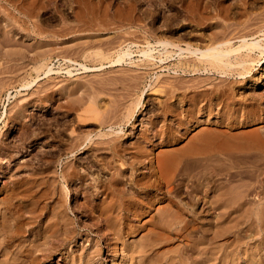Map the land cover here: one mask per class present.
<instances>
[{
    "label": "rangeland",
    "instance_id": "obj_1",
    "mask_svg": "<svg viewBox=\"0 0 264 264\" xmlns=\"http://www.w3.org/2000/svg\"><path fill=\"white\" fill-rule=\"evenodd\" d=\"M0 4V201L29 191L36 200L29 208L39 215L31 221H44L26 239L23 233L3 246L0 264L13 263L7 258L16 242L28 243L46 227L52 231L58 221H76L75 237L66 243L61 237H47L43 251L31 253V264H122L120 241L106 238L97 209H83L87 195L81 189L95 177L114 174L117 169L110 167L111 162L117 161L119 167L133 144L145 148L154 162L166 161L167 168L162 164L161 169L168 182L163 186L172 192L171 199L157 203L141 218L161 225L154 226L161 239L151 236L154 242L159 240L154 244L156 255L152 254L155 262L151 256H138L134 263L264 264V119L254 120L264 113V50L241 48L235 66L216 63V70L211 62L184 51L188 46L205 49L227 37H235L233 47L246 37L259 39L264 48V0H0ZM161 39L177 46L162 50L157 43ZM148 44L153 60L142 55ZM121 50L130 51L131 58L116 62ZM159 56L166 57L164 63L157 61ZM48 67L51 72L46 74ZM246 116L253 121L241 125L239 119ZM231 117L236 122H230ZM193 119L199 120L197 124L190 122ZM249 131L253 134L247 136ZM77 139L84 142L76 149ZM109 143L120 145V157L109 154ZM199 146L206 153L201 154ZM192 147L199 153L193 154ZM168 156H176L172 169ZM196 156L203 167L217 166L203 169L193 159ZM203 156H208L205 161ZM146 166L137 165L136 171L146 173ZM213 167L220 170L212 171ZM76 172L86 174V180H76ZM195 183L202 185L200 192ZM201 194L203 200L196 201ZM99 197L97 202L104 195ZM183 203L190 211L178 219L192 222L179 230L175 220L176 224L170 222L171 215L159 210H174ZM54 210L65 212L61 216L65 220ZM145 233L146 229L125 237L126 244L143 243Z\"/></svg>",
    "mask_w": 264,
    "mask_h": 264
},
{
    "label": "bare ground",
    "instance_id": "obj_2",
    "mask_svg": "<svg viewBox=\"0 0 264 264\" xmlns=\"http://www.w3.org/2000/svg\"><path fill=\"white\" fill-rule=\"evenodd\" d=\"M90 2V1H89ZM19 3V2H18ZM17 3V4H18ZM24 3V2H23ZM77 4V3H76ZM99 4V3H98ZM1 5V4H0ZM22 8V7H21ZM95 9V8H94ZM81 10V9H80ZM82 11V10H81ZM30 13V12H29ZM78 16V15H77ZM98 18V17H97ZM19 19V18H18ZM83 20V19H82ZM4 21V20H3ZM1 22V21H0ZM2 24V23H1ZM1 26V25H0ZM221 27V26H220ZM105 28V27H104ZM224 29V28H223ZM224 31V30H223ZM227 35V34H226ZM213 36V35H212ZM220 37H221V35H220ZM233 38H235V37H233ZM232 38V39H233ZM179 39V38H178ZM226 38H224V40L223 41H218V43H215V42H213V43H215L216 45H212V46H206L207 48H205V49H200V48H197V47H190V46H188V47H184V49H186V50H184L183 49V47H178V50H180L179 52H183V50L184 51H188V53L187 54H189L190 56L189 57H192V56H194L193 58H197V60L199 59V60H206V61H208V62H211V68H214V70H216V69H219V67L217 68L216 67V63L218 64V63H223V64H225V65H234L235 66V60L237 59V63H238V58H239V53H238V51L241 49V48H246V50H249V51H251V50H254V49H258V48H261V49H263L264 50V48H262L263 46L262 45H260V40L258 39V40H256L255 39V41H253V40H251V41H249V39L247 40L246 39V37L244 38H240L241 39V44H239L238 46H236V47H233V43L231 42V40L227 37V39L225 40ZM233 41V40H232ZM2 42V41H1ZM157 43H159L161 46H162V50L163 49H166V48H168V46H170V48H171V46H177V44H174L173 43V41L171 42V41H169V40H158L157 41ZM232 43V44H231ZM189 44V43H188ZM152 45V44H151ZM154 49V48H153ZM172 49V48H171ZM170 49V50H171ZM152 48H151V46L148 44L147 45V48L146 49H144L143 51H142V55L144 56V58H147L148 60L149 59H155V56H154V54H152ZM261 51V50H260ZM157 52L159 53V55L161 54V53H163V52H161V50H157ZM172 52V51H171ZM164 53H166V52H164ZM168 54V53H167ZM181 54V53H180ZM180 54H179V56H180ZM184 54V53H183ZM186 54V55H187ZM252 54V53H251ZM165 55V54H164ZM163 55V56H164ZM192 55V56H191ZM243 55V54H242ZM167 56V55H166ZM241 56V55H240ZM247 56V55H246ZM263 56H264V52H263ZM126 57H128V58H131V52L130 51H128V50H124V51H122L121 50V52L117 55V57H116V62H119V61H124L125 60V58ZM173 57V56H172ZM188 57V58H189ZM242 57V56H241ZM158 59H157V61L158 62H160L161 64L162 63H164V58H166V57H162V56H159V57H157ZM170 58H171V56H170ZM187 58V59H188ZM243 58V57H242ZM186 59V60H187ZM241 59V58H240ZM247 59V58H246ZM192 60V59H191ZM241 60H243V59H241ZM250 61V60H249ZM248 61V62H249ZM254 61V60H253ZM244 62V61H243ZM158 64V63H157ZM241 64V63H240ZM239 64V65H240ZM236 65H238V64H236ZM248 65V64H247ZM159 67H163L162 65H160ZM204 67V66H203ZM226 67V66H225ZM84 68H85V66H84ZM174 69V68H173ZM187 71V70H186ZM193 71V70H192ZM206 71H208V70H206ZM236 71V70H235ZM49 72H51V67H48L47 68V70L45 71V73L47 74V73H49ZM183 72V71H182ZM224 72V71H223ZM210 73H212L211 71H210ZM248 73V72H247ZM220 74V73H219ZM224 74V73H223ZM237 75V74H236ZM240 75V74H239ZM222 85V84H221ZM221 89V88H220ZM208 90V89H207ZM213 96V95H212ZM211 96V97H212ZM210 97V98H211ZM252 98H253V100L256 98V97H254V96H252ZM205 99V98H204ZM208 99H209V97H208ZM203 100V99H202ZM250 102V101H249ZM208 103V102H207ZM193 104H194V102H193ZM211 104V103H210ZM163 106V105H162ZM196 107V109H198L197 108V106H195ZM242 108V107H241ZM232 109V108H231ZM243 109V108H242ZM246 109V108H245ZM250 110V113L252 112L251 111V109H249ZM22 111V110H21ZM198 111V110H197ZM257 111V110H256ZM256 111H254V112H256ZM192 112V111H191ZM210 112V111H209ZM238 112V111H237ZM247 112V111H246ZM249 112V111H248ZM18 113H20L21 114V112H18ZM194 113V112H193ZM227 113V112H226ZM19 114V115H20ZM177 114V113H176ZM191 114V113H190ZM197 114V113H196ZM244 114H245V112H244ZM248 114V113H247ZM184 115V114H183ZM193 115V114H192ZM239 115V114H238ZM174 116H175V114H174ZM178 116V115H177ZM188 116V115H187ZM240 116V115H239ZM257 117L256 118H254V120H258V121H263V119H264V113L262 112L260 115H256ZM193 117V116H192ZM230 118V117H229ZM232 119L231 120H229L230 122H236V121H234L235 120V118L234 117H231ZM197 120V119H196ZM192 120V121H190V122H198L199 120ZM188 121V120H187ZM238 121V120H237ZM250 121H253V119L251 118V117H242V119H239V122H241V125H248V123L250 122ZM221 123V122H220ZM197 124V123H196ZM230 125V124H229ZM232 125V124H231ZM230 125V126H231ZM193 126V125H192ZM237 126V125H236ZM25 127V126H24ZM23 128V127H22ZM170 129V128H169ZM205 130V129H204ZM223 130V129H222ZM111 131V130H110ZM212 131V130H211ZM24 132V131H23ZM214 132V131H213ZM239 132V131H238ZM255 132V131H254ZM110 133V132H109ZM113 133V132H112ZM162 133V132H161ZM211 133V132H210ZM228 133V132H227ZM256 133V132H255ZM78 134V133H77ZM80 134V133H79ZM140 134V133H139ZM202 134H207V133H202ZM233 134V133H232ZM239 134V133H238ZM238 134L236 135L235 134V137L236 136H238ZM242 134V133H241ZM240 134V135H241ZM247 136H250V135H252L253 134V132L252 133H250V131H249V133H245ZM259 134V133H258ZM100 135H101V133H100ZM100 135H99V137H100ZM145 135V134H144ZM163 135V134H162ZM208 135V134H207ZM206 135V136H207ZM210 135V134H209ZM243 135V134H242ZM256 135V134H255ZM260 135V134H259ZM22 136V135H21ZM81 136V135H80ZM84 136V135H83ZM102 136V135H101ZM196 136V135H195ZM205 136V135H204ZM232 136V135H231ZM245 136V135H244ZM246 136V137H247ZM257 136V135H256ZM89 137V136H88ZM85 138V140H90V138ZM113 137V136H112ZM115 137V136H114ZM201 137V136H200ZM213 137H215V136H213ZM242 138V136H239V138ZM259 137V136H258ZM264 137V136H263ZM79 138V137H78ZM107 138V137H106ZM105 138V139H106ZM196 138V137H195ZM198 138V137H197ZM196 138V139H197ZM204 138V137H203ZM207 138V137H206ZM227 138H228V136H227ZM250 139L251 138H253L252 136L251 137H249ZM261 138V137H260ZM22 139V138H21ZM114 139V138H113ZM198 139H200V138H198ZM197 139V140H198ZM202 139V138H201ZM209 139V138H208ZM246 139V138H245ZM258 139V138H257ZM82 140V139H81ZM92 140V139H91ZM99 140V139H98ZM104 140V139H103ZM168 140V139H167ZM192 140V139H191ZM204 140V139H203ZM212 140V139H211ZM214 140V139H213ZM247 140V139H246ZM262 140V139H261ZM77 142H76V149L77 148H79L80 147V145L81 144H83V142L81 141V142H78V139L76 140ZM79 141H80V138H79ZM105 141V140H104ZM107 141V140H106ZM109 141H110V139H109ZM109 141H107V142H109ZM188 141V140H187ZM196 141V140H195ZM200 141V140H199ZM248 141V140H247ZM258 141V140H257ZM106 142V143H107ZM192 142V141H191ZM201 142V141H200ZM206 142V141H205ZM214 142V141H213ZM251 142H252V139H251ZM254 142V141H253ZM261 142V141H260ZM263 142V141H262ZM97 143V142H96ZM99 143H101V142H99ZM116 143V142H115ZM115 143H109L108 144V146L106 147V149L108 150V152H109V154L112 156V157H115V156H119L120 155V153H119V147H120V145L117 143V144H115ZM194 143V141L192 142V144ZM210 143H212V142H210ZM250 143V142H249ZM258 143V142H257ZM29 144V143H28ZM91 144H93V143H91ZM102 144V143H101ZM195 144H198V143H195ZM194 144V145H195ZM245 144H246V142H245ZM87 145V144H86ZM105 145H107V144H105ZM118 145H119V147H118ZM205 145V144H204ZM247 145V144H246ZM254 145V144H253ZM73 146V145H72ZM71 146V147H72ZM91 146V145H90ZM122 146V145H121ZM190 146V145H189ZM202 146V145H201ZM207 146V145H206ZM209 146H210V144H209ZM255 146H256V143H255ZM259 146V145H258ZM261 146V145H260ZM264 146V145H263ZM124 147V146H123ZM123 147H121V148H123ZM194 147V146H193ZM193 147H192V149H193ZM196 147V146H195ZM247 147V146H246ZM102 148V147H101ZM125 148V147H124ZM180 148V147H179ZM199 148H200V151L199 152H201V150H202V153L201 154H203L204 153V151H203V149H202V147H200L199 146ZM204 148H207V147H204ZM264 148V147H263ZM106 149H104V151L106 150ZM127 149V148H126ZM132 151H131V154H130V156L129 157H127L125 160H119V167H117L116 166V164H114V162L112 163L111 162V164H112V166H110V167H112L114 170L115 169H117V171L115 170V173L113 174H111L108 178H105V179H102L101 177H95V178H93V181L90 183L89 182V184H88V186L86 185L85 187H83L81 190L83 191L84 190V192L83 193H85V195H87V197L86 196H84V198H85V200L83 201V209H86L87 210V208L89 209H93V208H95V209H97L98 210V212H99V222H100V224L101 225H105V227L107 228V234H106V238H108V236H111L115 241H117V242H119L120 241V246H121V256H122V264H127V262H128V264H136V263H134V261H133V259L134 258H137L138 256L140 257V256H147V258H149L148 256H151L150 258H153V259H151V261L153 262L154 261V258L155 257H152V254H153V251H154V244H155V242H157V241H159V240H157V241H155L154 242V240H152V238H151V236H153L152 234H154V226H156V227H160L161 225H157L158 224V222L159 221H155V222H157V223H154V221L153 220H149V221H146V220H141V218L143 217V216H145V215H148L149 213H150V211L151 210H153L154 209V206L157 204V203H160V202H162V201H164L165 199H171L170 197V195H171V189H170V187H168L167 189H164L165 188V186H163L164 185V183L165 182H168L167 181V178H166V180H165V177L163 176V172H165L163 169H161V166L163 167V165H164V168L166 169L167 167H165V165H166V161L163 163L160 159H159V157H157L159 160L157 161L156 159H155V162H154V160L152 159V157H150L148 154H146V150H145V148H143L142 146H140V145H134L133 144V146H132ZM131 149H127V150H131ZM191 149V150H192ZM211 149V148H210ZM213 149V148H212ZM211 149V150H212ZM27 150V149H26ZM63 150V149H62ZM125 150V149H124ZM123 150V151H124ZM169 150V149H168ZM194 151H193V154L194 153H199L198 151H196V149H193ZM197 150H199V149H197ZM208 150H209V148H208ZM217 150V149H216ZM103 151V152H104ZM122 151V150H121ZM120 151V152H121ZM174 151V150H173ZM248 151V150H247ZM1 152V151H0ZM129 152V151H128ZM191 152V151H190ZM223 152V151H222ZM184 153H186V152H184ZM205 153H206V151H205ZM244 153V152H243ZM264 153V152H263ZM105 154H106V152H105ZM160 154V153H159ZM167 154L168 153H166V155H160V156H167ZM209 154H210V152H209ZM252 154V153H251ZM148 155V156H147ZM169 155V154H168ZM185 155V154H184ZM205 155H207V154H205ZM187 156V155H186ZM185 156V157H186ZM209 156V155H208ZM208 156H206V157H208ZM211 156V155H210ZM120 157V156H119ZM119 157H117V158H119ZM169 157V156H168ZM171 157V156H170ZM169 157V158H170ZM174 157H176V156H174ZM174 157H171V159H169L170 160V162H169V160H167L168 162H167V166H168V168H171L172 166H171V163H173V160L175 161V159H174ZM184 157V158H185ZM200 157V156H199ZM204 157V156H203ZM206 157H204V161H205V158ZM262 157V156H261ZM122 158V157H121ZM161 158V157H160ZM192 158V157H191ZM197 158V156L195 157V158H193V159H195L196 160V162L198 161L199 162V160H200V158H199V160L198 159H196ZM114 159V158H113ZM166 159V158H165ZM164 159V160H165ZM168 159V158H167ZM202 159V158H201ZM210 159V158H209ZM208 158H207V160H209ZM216 159V158H215ZM118 160V159H117ZM202 160V161H203ZM206 160V161H207ZM210 160H213V159H210ZM252 160V159H251ZM104 161H105V158H104ZM110 161H112V160H109V161H107V162H109L110 163ZM192 161V160H191ZM201 161V160H200ZM258 161H260V160H258ZM117 162V161H116ZM115 162V163H116ZM193 162H195V161H193ZM197 162V163H198ZM212 162V161H211ZM264 162V161H263ZM187 163V162H186ZM197 163H195L196 164V168H197V165H199L201 162H199V164H197ZM108 164V163H107ZM142 164H147V166H148V169H147V172L146 173H138L137 171H136V167H137V165H141L142 166ZM163 164V165H162ZM169 164V165H168ZM175 164H176V162H175ZM194 164V163H193ZM203 164H205V163H203ZM208 163H206V165L205 166H207V167H205V168H207L206 170H210L211 171V169H210V165L211 164H213V163H209L210 165H207ZM109 166L107 165V167L109 168ZM146 166V167H147ZM170 166V167H169ZM173 166H174V164H173ZM195 166V165H194ZM200 166H202L203 167V165H202V163H201V165H199V167ZM213 166H217L216 164H213ZM219 166V165H218ZM198 167V168H199ZM204 167H203V169H204ZM208 167H209V169H208ZM212 167V166H211ZM111 168V169H112ZM174 168V167H173ZM189 168V167H188ZM195 168V167H194ZM220 170V168H218L217 169V167H213L212 168V171L213 170ZM246 168V167H245ZM172 169V168H171ZM170 169V170H171ZM193 169V168H192ZM226 169V168H225ZM247 169H249V168H247ZM162 170H163V172H162ZM168 170V169H167ZM241 170V169H240ZM244 170V169H243ZM176 171V170H175ZM198 171V170H197ZM205 171V170H204ZM203 170H202V172H204ZM80 172V171H79ZM79 172H76V180H79V181H82V180H84V176L86 175H82V174H80ZM110 172V171H109ZM113 172V171H112ZM170 172V171H169ZM187 172V171H186ZM192 172V171H191ZM196 172V171H195ZM206 172V171H205ZM218 172V171H217ZM217 172H216V174H217ZM238 172V171H237ZM245 172V171H244ZM254 172V171H253ZM75 173V172H74ZM166 173V172H165ZM168 173V172H167ZM189 173H190V171H189ZM236 173V171L233 173V174H235ZM239 173V172H238ZM237 173V174H238ZM185 174V173H184ZM187 174V173H186ZM185 174V175H186ZM197 174V173H196ZM219 174V173H218ZM222 174V173H221ZM224 174V173H223ZM227 174H229V172L227 173ZM193 175V174H192ZM215 175V174H214ZM99 176V175H98ZM198 176V175H197ZM229 176V175H228ZM230 176H232L231 175V173H230ZM229 176V177H230ZM188 177V176H187ZM202 177V176H201ZM207 177V176H206ZM88 178V177H87ZM184 178V177H183ZM197 178V177H196ZM228 178V177H227ZM181 179V178H180ZM231 179V178H230ZM16 180V179H15ZM85 180H86V177H85ZM84 180V181H85ZM186 180H188V179H186ZM197 180V179H196ZM218 180V179H217ZM199 182V181H198ZM197 182V183H198ZM204 182V181H203ZM218 182V181H217ZM223 182V181H222ZM85 183H87V182H85ZM197 183H195V185L197 184ZM202 183V182H201ZM232 183V182H231ZM27 184V183H26ZM83 184V183H82ZM165 184H167V183H165ZM177 184V183H176ZM199 184H200V182H199ZM204 184V183H203ZM186 185V184H185ZM217 185H218V183H217ZM216 185V186H217ZM223 185V184H222ZM221 185V186H222ZM183 186V185H182ZM220 186V187H221ZM79 187H81V186H79ZM194 187H199V192H200V187H202V185H200V186H198V185H196V186H194ZM218 187V186H217ZM14 188V187H13ZM34 188V187H33ZM191 188V187H190ZM203 188V187H202ZM31 189H32V187H31ZM26 189H24L23 191H25ZM193 190V189H192ZM192 190L190 189V191L192 192ZM198 190V189H197ZM218 190V189H217ZM23 191H21V192H23ZM27 191V190H26ZM32 191V190H31ZM45 191V190H44ZM81 191V192H82ZM186 191V190H185ZM187 191H189V190H187ZM186 191V192H187ZM189 191V192H190ZM219 191V190H218ZM217 191V192H218ZM14 192H15V190H14ZM49 192V191H48ZM52 192V191H51ZM89 192H92L91 194L89 193ZM188 192V193H189ZM10 193H11V191H10ZM18 193H20V192H15V193H13V195L12 194H10V196H9V194H8V196L9 197H7V199H3L2 201H0V246L2 245V247L0 248V252H4V250H2L3 249V246L5 247V245H7L10 241H13V240H17L18 238H20V236L24 233H26L27 234V236L26 237H24L25 239L33 232V230L34 229H36L38 226H40V223H44V221H31V219L32 218H34L35 216V214L38 212H36V211H34V210H30V208L29 207H31L32 206V208H33V205L35 204V202L34 201H36V200H31V198H33V197H31V194L29 193V191L28 192H25V193H20L19 195L20 196H17V194ZM216 193V192H215ZM34 194V193H33ZM89 194V195H88ZM99 194H101V196H102V194L104 195V197H102L103 199H101V200H99L100 202H97V200L100 198L99 197ZM190 194V193H189ZM193 194V193H192ZM199 194V193H198ZM203 194V193H202ZM201 194V196H198V198H197V200L196 201H202L203 200V195ZM221 194V193H220ZM16 195V196H15ZM188 195V194H187ZM191 195V194H190ZM222 195H224V194H222ZM189 196V195H188ZM195 196V195H194ZM206 196V195H205ZM215 196V195H214ZM216 196H219V192H218V194H216ZM20 198L21 199V203L22 204H20L19 202H18V204L15 202V198ZM45 197V196H44ZM190 197V196H189ZM209 197V196H208ZM222 197V196H221ZM17 198H16V201H18L17 200ZM36 198V197H35ZM191 198V197H190ZM195 198V197H194ZM217 198V197H216ZM189 199V198H188ZM228 199V198H227ZM57 200V199H56ZM191 200V199H190ZM189 200V201H190ZM229 200V199H228ZM25 201V202H24ZM170 201V200H169ZM186 201V200H185ZM210 201V200H209ZM217 201V200H216ZM225 201V204H226V201L227 200H224ZM224 201H222L223 203H224ZM230 201H231V199H230ZM38 202V201H37ZM36 202V203H37ZM172 202V201H171ZM191 202V201H190ZM220 202V201H219ZM222 202H221V204H222ZM257 202V201H256ZM57 203V202H56ZM207 203V202H206ZM214 203L216 204L217 202H215L214 201ZM236 203V202H235ZM252 203V202H251ZM60 204V203H59ZM246 204V203H245ZM43 205V204H42ZM57 205V204H56ZM163 205V204H162ZM223 205V204H222ZM58 206V205H57ZM56 206V207H57ZM210 206V205H209ZM224 206V205H223ZM41 207V206H40ZM44 207V206H43ZM55 207V206H54ZM163 207V206H162ZM175 207H177L176 209H171V210H169L168 208V210H166V208H165V210H159V212H164L165 214L166 213H168L167 215H168V217H169V215H171V218H173V220L172 221H170V222H174V220H175V222L177 223V228L179 229V230H185L187 227H189V225H190V223L192 222V220L191 221H189V218H188V220H184V218H182V219H178V217H181V214H183V213H186L187 214V212L188 211H190L189 209H188V207L183 203V204H180V205H177V206H175ZM192 207V206H191ZM42 208V207H41ZM215 208V207H214ZM37 209V208H36ZM40 209V208H39ZM57 209V208H56ZM66 209V208H65ZM89 209V210H90ZM164 209V208H163ZM62 210V209H61ZM88 210V211H89ZM176 210V211H175ZM192 210V209H191ZM42 211V210H41ZM54 211H56V210H54ZM155 211V210H154ZM175 211V212H174ZM219 211V210H218ZM161 213H159V215L161 214ZM24 214H26V216H23ZM39 214H40V212H39ZM65 214V212H61L60 210L59 211H56L55 212V216L56 217H61L62 215H64ZM195 214V213H194ZM227 214V213H226ZM250 214V213H249ZM37 216H39L38 214H36ZM66 215H67V213H66ZM190 215V214H189ZM223 215V214H222ZM166 216V215H165ZM195 216V215H194ZM54 217V216H53ZM63 217V216H62ZM61 217V218H62ZM160 217V216H159ZM190 217V216H189ZM216 217V216H215ZM64 218V217H63ZM62 218V219H63ZM65 218H67V217H65ZM152 218V217H151ZM191 218L193 219L194 217L193 216H191ZM26 219V220H25ZM40 219V218H39ZM57 219V218H56ZM55 219V220H56ZM60 219V218H59ZM176 219H178V220H176ZM50 220V219H49ZM58 220V219H57ZM63 220H65V219H63ZM163 220V219H162ZM171 220V219H170ZM194 220V219H193ZM216 220V219H215ZM214 220V221H215ZM221 221V220H220ZM49 222V221H48ZM54 222H56V221H54ZM76 221H58L57 223H55V226H56V228L54 229V230H52V231H49V230H47V228L48 227H46V231H44V232H40L39 233V235H34L32 238H31V240H29V238L27 239L28 240V243H27V241L26 242H23L24 244H21L22 242H20V245H16V243H15V248L14 249H12L10 252H9V254H10V258H7V259H9V260H12V264H31V262H30V256L32 257V255H31V253L34 251L35 252V250H39V253H41L40 252V250L41 251H43L42 250V246H44V244L46 243V242H48V240L49 239H47V237H51V236H54V237H57V239L59 238V237H61V238H59V240H63V241H65V243L66 242H68L69 240H71V239H73L74 237H75V235H76V224H74ZM168 222H169V220H168ZM169 222V223H170ZM174 222V223H175ZM161 223V222H160ZM166 222H164L163 221V224H165ZM175 223V224H176ZM262 223V222H261ZM48 224H51L50 222L48 223ZM54 224V223H53ZM70 224H73L72 226L70 225ZM152 225L153 226V228L152 227H147L148 225ZM173 223H171V224H169V227L172 225ZM47 225V224H46ZM149 225V226H150ZM167 225V224H166ZM43 226V225H42ZM53 226V225H52ZM163 226L164 225H162V228H163ZM176 226V225H175ZM96 228V227H95ZM45 229V228H44ZM49 229V228H48ZM52 229V228H51ZM50 229V230H51ZM144 229H146V233L144 234V235H142V238H143V243H141V244H138V245H134V243H133V245L131 244V245H128V244H126V240L124 239L125 237H127V236H134V235H137L141 230H144ZM176 229V228H175ZM177 229V230H178ZM37 230V229H36ZM172 230H174L173 228H172ZM35 231V230H34ZM41 231V230H40ZM105 231V230H104ZM160 231V230H159ZM166 232V231H165ZM178 232V231H177ZM38 233V232H37ZM143 233V232H142ZM158 233L159 232H157L156 233V231H155V237H156V235H158ZM171 233V232H170ZM25 234V235H26ZM48 234V235H47ZM168 234H169V232H168ZM170 235V234H169ZM178 235V234H177ZM22 236H24V235H22ZM163 236V235H162ZM166 235H164V237H165ZM49 237V238H50ZM87 237V236H86ZM110 237V238H111ZM158 237H160V236H158ZM158 237H156V239L158 238ZM53 238V237H52ZM51 238V239H52ZM130 238V237H129ZM132 238V237H131ZM166 238H168V237H166ZM22 239V238H21ZM37 239L39 240V239H42L43 241H37ZM44 239L46 240L47 239V241L45 242L44 241ZM54 239V238H53ZM155 239V238H154ZM159 239V238H158ZM160 239H161V237H160ZM165 239V238H164ZM169 239V238H168ZM24 240V239H23ZM108 240V239H107ZM131 240V239H130ZM162 240H163V237H162ZM167 239H165V241H166ZM14 241V242H15ZM18 241H20V240H18ZM25 241V240H24ZM38 243H37V242ZM63 241H61V242H63ZM195 241V240H194ZM131 242H133V241H131ZM162 242V241H161ZM64 243V242H63ZM113 243V242H112ZM199 243V242H198ZM48 245H50V244H52V243H47ZM159 244V243H158ZM12 245V244H11ZM10 245V246H11ZM193 245H195V243H193ZM192 245V246H193ZM197 245V244H196ZM195 245V246H196ZM7 246H9V244L7 245ZM14 246V245H13ZM113 247V246H112ZM10 248V247H9ZM44 248H47V247H44ZM50 248V247H49ZM54 248V247H53ZM117 248V247H116ZM7 249V248H6ZM51 249V248H50ZM49 249V250H50ZM98 249H100V248H98ZM2 250V251H1ZM44 250H46V249H44ZM120 250V249H119ZM169 250V249H168ZM200 250H202V249H200ZM156 251V250H155ZM155 251H154V253H155ZM36 252H38V251H36ZM44 252H46V251H44ZM42 253V254H45V253ZM51 252V251H50ZM48 253V252H47ZM112 253V252H111ZM168 253V252H167ZM200 253L201 254H203L204 253V250L203 251H200ZM3 254H5V256H6V254H8V252H5V253H3ZM165 254V253H164ZM34 255H36L37 256V254H34ZM45 255H47V254H45ZM88 255V254H87ZM154 255H156V253L154 254ZM153 255V256H154ZM157 255H158V253H157ZM160 255H162V254H160ZM167 255V254H166ZM169 255V254H168ZM220 255V254H219ZM9 256V255H8ZM76 256V255H75ZM163 256V255H162ZM221 256V255H220ZM219 256V257H220ZM38 257V256H37ZM36 257V258H37ZM170 258H171V256H169ZM218 257V258H219ZM30 258V259H29ZM35 258V256H34V260L36 259ZM126 258H128L127 260H125ZM146 258V257H145ZM149 258V259H150ZM76 260V259H75ZM137 260V259H136ZM158 260V259H157ZM159 260H161V258L159 259ZM168 260H170L169 258H168ZM31 261H33V259L31 260ZM155 262V261H154ZM157 262H159V261H157ZM168 262V261H167ZM144 263V262H143ZM202 263V262H201ZM73 264V263H72ZM140 264V263H139ZM148 264V263H147ZM168 264H172V260H170V262L168 263ZM203 264V263H202Z\"/></svg>",
    "mask_w": 264,
    "mask_h": 264
}]
</instances>
